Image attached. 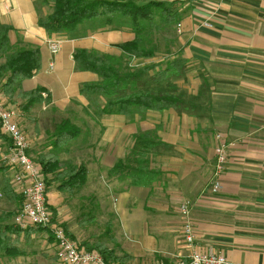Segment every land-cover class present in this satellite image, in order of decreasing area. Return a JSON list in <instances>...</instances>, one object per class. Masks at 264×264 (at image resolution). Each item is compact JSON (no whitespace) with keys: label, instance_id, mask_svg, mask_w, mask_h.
Returning <instances> with one entry per match:
<instances>
[{"label":"crops","instance_id":"0c3cea01","mask_svg":"<svg viewBox=\"0 0 264 264\" xmlns=\"http://www.w3.org/2000/svg\"><path fill=\"white\" fill-rule=\"evenodd\" d=\"M38 1L0 0V24L13 29L12 47L38 48L42 56L40 71L22 83L24 91L42 88L49 99L20 119L29 155L36 159L54 151L64 120L80 129L91 124L101 135L90 139L85 155L75 152L77 138L58 151L62 162L85 167L86 180L73 194L52 182L47 194L50 210L75 233V242L102 244L120 264H172L195 249L214 251L232 264H264V0H140L171 4L179 15L182 33L177 25L168 33L162 27L161 37L156 35L162 52L141 63L165 61V47L171 59L182 53L187 74L176 86L197 112L135 111L130 117L113 114L98 120L85 111L89 101L80 90L101 78L77 72L74 53L86 49L119 57L118 45L133 41L135 33L129 25L102 20L82 25L72 38L51 36L38 24L51 9H38ZM207 21L213 28L203 27ZM53 39L63 41L55 55L48 45ZM0 102L19 111L23 103H11L1 88ZM217 133L232 146L222 190L213 194ZM10 145L0 141L1 157ZM133 173L141 185H134ZM5 178L11 179L10 171L0 175V191ZM2 194L7 205L0 207V215L18 213L22 203ZM187 203L194 247L183 233L180 208ZM19 232L12 239H18L16 246L25 254L12 258L0 250V264L59 263L46 230Z\"/></svg>","mask_w":264,"mask_h":264},{"label":"trees","instance_id":"16d2710c","mask_svg":"<svg viewBox=\"0 0 264 264\" xmlns=\"http://www.w3.org/2000/svg\"><path fill=\"white\" fill-rule=\"evenodd\" d=\"M36 5L38 9H51L48 15H40L38 22L51 36L72 38L79 34L82 25L99 24L102 20L115 26H120L118 23L129 25L135 33L133 41L118 45L122 52L119 57L86 49H77L74 53L77 72H92L101 78L99 82L83 84L80 90L81 95L89 101L85 111L95 120L113 114L130 117L135 111L157 113L174 109L179 113L197 112L193 101L186 100L176 86V82L187 74L188 63L182 53H176L171 59L170 47H165L163 53L168 55L165 61L144 65L141 63L157 58L162 52L161 39L157 38L161 37L162 27L168 33L177 25L179 15L174 12L171 4L157 1L144 3L140 0H39ZM12 30L11 26L0 24V88L11 103L23 102L20 109L26 115L36 104L49 102L48 97L44 98L42 88L32 91L22 89L23 81L33 78L40 71L42 56L38 48L14 49L9 37ZM80 133L81 129L76 124L64 120L58 128L55 150L41 153L34 159L42 169L48 190L52 182H56L61 192L73 194L85 182V167L62 162L58 154L65 144L78 138ZM0 137L5 138L6 142L10 141L1 131ZM8 171L9 167L0 160V175H7ZM51 177H54L53 181ZM131 178L134 185L142 184L141 181H135L139 180L136 173ZM4 180L5 195L17 198L10 180ZM19 197L22 201L20 195ZM51 211L52 222L58 223L56 212L53 209ZM16 215L17 213L0 215V250L12 258L25 254L16 246L18 239H12L14 232L20 233L11 224V217ZM64 228L75 241L66 226ZM78 245L80 249L98 252L108 264L118 262L114 253L102 244ZM12 249L17 251L12 253Z\"/></svg>","mask_w":264,"mask_h":264},{"label":"built area","instance_id":"2783aa9c","mask_svg":"<svg viewBox=\"0 0 264 264\" xmlns=\"http://www.w3.org/2000/svg\"><path fill=\"white\" fill-rule=\"evenodd\" d=\"M203 27L211 29L213 25L207 21ZM177 28L181 34L182 24H178ZM48 45L51 53L55 55L60 52L63 41L60 39L49 40ZM50 69L54 70L53 63H50ZM22 117L23 113L18 109L6 107L0 103V128L11 142L9 151L2 156V160L9 167L12 185L22 198V206L14 217V225L22 231L29 228L48 231L53 244H55L56 258L59 264H108L98 252L80 249L78 243L69 237L61 223L52 222L53 215L47 197L48 189L41 167L29 155L30 143L19 124ZM215 142V165L210 190L213 194H218L222 190L221 178L227 170L232 144L220 133L215 135ZM1 196L2 192L0 191ZM189 210L190 204H184L180 208V214L184 221L183 233L186 244L189 247H194L196 234L190 220ZM172 264H232V262L214 251L203 252L195 249L191 251L186 260H179Z\"/></svg>","mask_w":264,"mask_h":264},{"label":"rangeland","instance_id":"374dc122","mask_svg":"<svg viewBox=\"0 0 264 264\" xmlns=\"http://www.w3.org/2000/svg\"><path fill=\"white\" fill-rule=\"evenodd\" d=\"M1 103V102H0ZM3 104V103H2ZM6 107H7V105H6ZM10 107H12V106H10ZM21 112V111H20ZM97 129L98 130H101L99 127H97ZM81 130H82V133H80L81 135H80V137H78L77 139V141H76V145H77V147L75 148V152L76 153H78V152H80V154H82V155H85V154H87V152H88V150L90 149L89 148V145H90V139H98V137H99V135H100V133H97V131H96V129L94 128H92V125L91 124H85L84 126H81ZM1 131V133H2V135L3 136H5L4 134H3V132H2V130H0ZM96 131V132H95ZM106 132V129L104 130V132H103V135H104V133ZM27 135V134H26ZM105 135H106V133H105ZM6 137V136H5ZM27 138H28V136H27ZM99 139H101V135H100V138ZM6 139L5 138H2V137H0V141H2L3 143H7L6 141H5ZM29 140V139H28ZM0 160H2V157L0 156ZM10 171V170H9ZM11 172V171H10ZM11 185H12V176H11ZM12 187H13V191L15 192V194H17L18 195V197H19V194L15 191V188H14V186L12 185ZM3 188H4V186H3ZM102 191H103V189H102ZM1 192H4L3 191V189L1 190ZM5 196L2 194V196H1V198H0V207L2 206L3 208H4V206L5 205H7V201H6V199L4 198ZM15 198V197H13L15 200H17V202H19V203H22L21 202V200H20V197L19 198ZM7 208V207H6ZM12 213H16L15 211L14 212H12ZM97 222V221H96ZM11 224L16 228V229H18L15 225H14V216L13 217H11ZM95 224H97V223H95ZM94 224V225H95ZM99 225V224H98ZM34 229H38V228H29L28 230H34ZM18 230H20V229H18ZM28 230H25V231H28ZM20 231H22V230H20ZM25 231H23V232H25ZM48 232V231H47ZM49 233V232H48ZM72 235L74 236V238H75V233L74 232H72ZM49 236H50V233H49ZM51 237V236H50ZM37 263H38V261H36ZM52 263H53V261H51ZM54 264V263H53ZM59 264V263H58Z\"/></svg>","mask_w":264,"mask_h":264}]
</instances>
